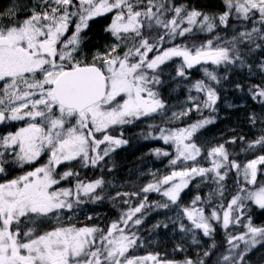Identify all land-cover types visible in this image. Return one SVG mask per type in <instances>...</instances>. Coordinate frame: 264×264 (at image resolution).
<instances>
[{
    "label": "snow or ice",
    "instance_id": "6c2138e0",
    "mask_svg": "<svg viewBox=\"0 0 264 264\" xmlns=\"http://www.w3.org/2000/svg\"><path fill=\"white\" fill-rule=\"evenodd\" d=\"M230 92L240 102L226 106L244 110L252 136L232 128L202 140ZM133 137L168 146L146 155L169 171L124 191L105 172ZM190 187L200 191L185 203ZM105 202L115 218L86 211ZM254 209L264 212V0H11L0 10V264H249L264 247ZM160 210L174 215L151 231L172 225L173 251L194 256L137 254Z\"/></svg>",
    "mask_w": 264,
    "mask_h": 264
},
{
    "label": "rangeland",
    "instance_id": "374dc122",
    "mask_svg": "<svg viewBox=\"0 0 264 264\" xmlns=\"http://www.w3.org/2000/svg\"><path fill=\"white\" fill-rule=\"evenodd\" d=\"M203 1L205 0H200L201 3H205ZM215 2L216 0H206V3H208L210 6L214 5ZM10 3L11 0H0V10L6 9L8 6H10ZM107 23L108 19L104 18L93 23L92 26L94 28L92 27L91 35L93 36L94 41L102 39V28ZM180 95L182 99L183 95ZM228 102L239 103V94L230 92L226 95V100L221 104V111L217 123L203 130V136L201 137L202 140H207L211 143L222 142L223 139H227L233 135L230 131L232 128H236L238 131L243 129V132L247 133L249 137L252 136L254 130H250L244 123V110L230 109L226 106ZM248 104L252 107H256V105H253L250 100L248 101ZM138 131V128H130L129 133L127 134L132 135ZM153 147L167 148L168 146L163 145L160 141H143L133 137L129 146L119 150L114 156V160L117 165L116 171L114 170L115 173L105 172L106 178L112 179L114 183L122 186L121 190L133 191L137 190L139 186L146 184L152 179L150 175L151 172H155L157 170L165 173L168 172L169 168L167 167V158H156L155 156L146 155L148 150ZM96 174L97 173H94L90 170L85 173V175H87L89 178H92ZM206 190L207 189H204V191ZM198 191L200 190L190 187V189L186 191V194L183 195L182 199L185 203H187ZM201 194H203V192ZM159 199H161V197L158 194L153 193L149 195L150 201ZM86 211L88 213H98L101 218H103L105 215L108 218H111V214L112 218H115L118 214V209L113 208L111 203L108 202L100 205H87ZM172 215H174L172 210L150 212L144 222V225L142 226V235L145 237L146 243L144 247L137 250L138 255H147L148 253L158 252L162 256H165V258L174 260H181L185 255H195V252L192 249H189L185 253L173 251L175 245L181 241L179 234L174 231L172 225H170L168 229L161 227L155 231H151L152 225L158 221H166V218ZM253 221L258 225L264 224V212L254 209ZM106 222L107 221L105 220V223ZM219 238H222V233H219L217 236L218 242L221 240ZM248 260L249 264H264V247H258L256 250L250 253ZM149 264H151V262H149Z\"/></svg>",
    "mask_w": 264,
    "mask_h": 264
},
{
    "label": "bare ground",
    "instance_id": "6f19581e",
    "mask_svg": "<svg viewBox=\"0 0 264 264\" xmlns=\"http://www.w3.org/2000/svg\"><path fill=\"white\" fill-rule=\"evenodd\" d=\"M203 2H205L206 3V0L205 1H203ZM93 27V26H92ZM94 28V27H93ZM97 32H98V30H97ZM97 34H99V33H97ZM95 35V34H94ZM95 38V37H94ZM135 130V129H134ZM133 132V131H132ZM128 133H129V131H128ZM251 133V132H250ZM231 134H233V133H231ZM121 166V165H120ZM122 167V166H121ZM115 171H116V169H115ZM113 173H115V172H113ZM125 173V172H124ZM117 174V173H116ZM127 176V175H126ZM109 177V176H108ZM114 179V178H113ZM118 182V181H117ZM121 184V183H120ZM122 188V187H121ZM103 206H105V205H103ZM105 209V208H104ZM115 211V210H114ZM110 218V217H109ZM111 218H112V214H111ZM219 239H221V238H219ZM248 259H249V257H248Z\"/></svg>",
    "mask_w": 264,
    "mask_h": 264
},
{
    "label": "trees",
    "instance_id": "16d2710c",
    "mask_svg": "<svg viewBox=\"0 0 264 264\" xmlns=\"http://www.w3.org/2000/svg\"><path fill=\"white\" fill-rule=\"evenodd\" d=\"M240 131H243V129H240ZM213 259H215V258H213Z\"/></svg>",
    "mask_w": 264,
    "mask_h": 264
},
{
    "label": "flooded vegetation",
    "instance_id": "af4514ba",
    "mask_svg": "<svg viewBox=\"0 0 264 264\" xmlns=\"http://www.w3.org/2000/svg\"><path fill=\"white\" fill-rule=\"evenodd\" d=\"M81 219H83V216H81Z\"/></svg>",
    "mask_w": 264,
    "mask_h": 264
}]
</instances>
